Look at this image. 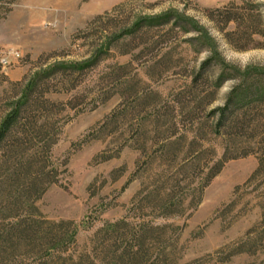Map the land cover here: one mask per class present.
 Returning a JSON list of instances; mask_svg holds the SVG:
<instances>
[{
    "label": "rangeland",
    "instance_id": "374dc122",
    "mask_svg": "<svg viewBox=\"0 0 264 264\" xmlns=\"http://www.w3.org/2000/svg\"><path fill=\"white\" fill-rule=\"evenodd\" d=\"M224 6L237 21L224 24L213 11ZM168 10L202 31L182 29L174 17L123 34ZM106 35L112 41L102 43ZM102 44L107 51L94 65L64 68ZM4 53L0 119L37 73L65 64L44 79L28 110L58 131L50 150L57 182L34 200L41 216L32 217L74 223L75 243L65 254L102 256L98 230L123 221L127 239L132 226L148 225L151 258L161 252L176 264H264V96L244 100L231 128H217L211 113L234 88L264 87V0H0ZM224 153L232 158L195 204L192 189ZM158 192L182 200L184 211L150 215ZM29 204L18 214L33 210ZM7 212L0 200V264H34L38 254L2 240Z\"/></svg>",
    "mask_w": 264,
    "mask_h": 264
},
{
    "label": "trees",
    "instance_id": "16d2710c",
    "mask_svg": "<svg viewBox=\"0 0 264 264\" xmlns=\"http://www.w3.org/2000/svg\"><path fill=\"white\" fill-rule=\"evenodd\" d=\"M234 5V2L230 3V6ZM213 11L217 12L224 24L237 21L228 11L227 6L215 8ZM174 17L176 26L187 29L188 25L193 30L202 31V28L193 18L183 17L184 19H182L180 16L176 17L173 10H168L162 15L150 19L149 22L143 20L133 27H128L123 34H134L147 25L166 24ZM106 36L104 38L107 40L102 43L112 41L110 36L109 38ZM112 39L113 41L116 40ZM106 45L105 47L103 44L100 45L83 62H73L64 68L75 72L94 65L102 57V54L107 51ZM63 64V61L56 62L55 65L50 66L45 71L43 70L40 74L37 73L33 79H30L23 86L19 97L0 119V188H2L0 200L3 209L8 211L7 217L9 218L8 226L1 233L2 240L10 243L16 241L32 253L38 254L34 264H176L166 260L164 256H161V252L158 256L151 258L144 247L148 225L143 223L131 227L129 239L126 238L125 233L119 227L120 223L126 222L106 223L97 233L104 231L105 235L102 239L103 244H100L102 256L95 254L94 257L81 255L74 258L73 255L65 254L69 247L75 243L76 228L72 227L74 224L72 221L59 220L51 222L41 217H39V220L32 217V213L41 216L33 206L34 200L39 198L50 184L57 182L58 170L53 165L50 150L56 142L58 131L50 132L54 125L48 121V117L29 115L28 110L29 107L38 104L33 99V95L38 87L43 85L44 79L61 70L60 67ZM249 70L250 68H247L244 72L248 74ZM262 96H264V87L261 85L248 87L247 90L234 88L226 103L211 112L212 114L218 113L216 127L231 128V126L236 125L238 123V112L244 103L243 101L254 100ZM230 158L232 157H225L224 153L221 159L216 160L209 167L208 173L202 178L199 187L192 189L194 193H199L195 204L199 202L203 188L208 185L211 178L219 172L225 161ZM160 194V192L156 194L157 204L151 206L152 213L150 215L169 218L184 211L182 210L184 209L182 208V200L174 203L175 200L170 193H166L164 196ZM28 201H30L29 205L33 210H27L28 212L24 215L18 214L21 209L20 205ZM145 208L146 206L139 204L136 209L142 211ZM42 224L46 226H42ZM166 226L168 224L155 225L152 226V229L162 230ZM109 229L112 232V236L109 235L111 238L106 237L105 234V231Z\"/></svg>",
    "mask_w": 264,
    "mask_h": 264
},
{
    "label": "built area",
    "instance_id": "2783aa9c",
    "mask_svg": "<svg viewBox=\"0 0 264 264\" xmlns=\"http://www.w3.org/2000/svg\"><path fill=\"white\" fill-rule=\"evenodd\" d=\"M9 61V58L5 53L0 55V65L2 67L7 66L9 64Z\"/></svg>",
    "mask_w": 264,
    "mask_h": 264
}]
</instances>
